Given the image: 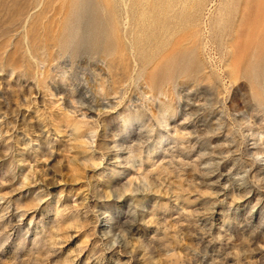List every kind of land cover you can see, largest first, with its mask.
<instances>
[{"label": "rangeland", "instance_id": "1", "mask_svg": "<svg viewBox=\"0 0 264 264\" xmlns=\"http://www.w3.org/2000/svg\"><path fill=\"white\" fill-rule=\"evenodd\" d=\"M0 264H264V0H0Z\"/></svg>", "mask_w": 264, "mask_h": 264}, {"label": "bare ground", "instance_id": "2", "mask_svg": "<svg viewBox=\"0 0 264 264\" xmlns=\"http://www.w3.org/2000/svg\"><path fill=\"white\" fill-rule=\"evenodd\" d=\"M56 11H57V10L54 11V15H56V13H57Z\"/></svg>", "mask_w": 264, "mask_h": 264}]
</instances>
